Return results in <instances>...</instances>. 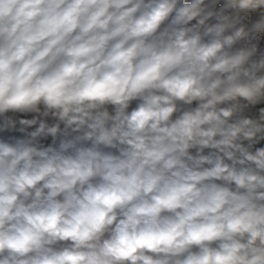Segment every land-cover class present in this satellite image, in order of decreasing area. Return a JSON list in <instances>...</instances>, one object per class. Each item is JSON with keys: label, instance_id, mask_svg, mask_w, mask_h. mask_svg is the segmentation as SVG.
Returning a JSON list of instances; mask_svg holds the SVG:
<instances>
[{"label": "clouds", "instance_id": "clouds-1", "mask_svg": "<svg viewBox=\"0 0 264 264\" xmlns=\"http://www.w3.org/2000/svg\"><path fill=\"white\" fill-rule=\"evenodd\" d=\"M0 264H264V0H0Z\"/></svg>", "mask_w": 264, "mask_h": 264}]
</instances>
